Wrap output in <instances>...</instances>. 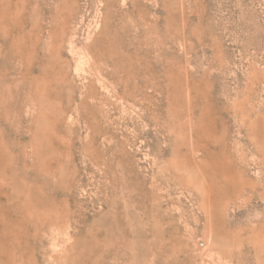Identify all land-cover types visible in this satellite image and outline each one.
I'll list each match as a JSON object with an SVG mask.
<instances>
[{"label": "rangeland", "instance_id": "374dc122", "mask_svg": "<svg viewBox=\"0 0 264 264\" xmlns=\"http://www.w3.org/2000/svg\"><path fill=\"white\" fill-rule=\"evenodd\" d=\"M0 264H264V0H0Z\"/></svg>", "mask_w": 264, "mask_h": 264}]
</instances>
